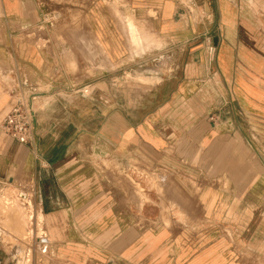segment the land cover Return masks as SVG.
<instances>
[{
    "label": "crops",
    "instance_id": "obj_1",
    "mask_svg": "<svg viewBox=\"0 0 264 264\" xmlns=\"http://www.w3.org/2000/svg\"><path fill=\"white\" fill-rule=\"evenodd\" d=\"M67 1L36 25L39 0H0V124L36 108L28 144L0 130V264L28 224L60 264H264V0ZM128 63L150 84L109 102Z\"/></svg>",
    "mask_w": 264,
    "mask_h": 264
},
{
    "label": "rangeland",
    "instance_id": "obj_2",
    "mask_svg": "<svg viewBox=\"0 0 264 264\" xmlns=\"http://www.w3.org/2000/svg\"><path fill=\"white\" fill-rule=\"evenodd\" d=\"M92 1V0H91ZM116 2L117 0H103L104 7L107 12V16L110 17L113 21V14L115 13V7H116ZM39 7V10L42 11V14H39L36 16L37 23L35 20L32 22L33 28L30 31L26 32V37L29 39H39L40 34L36 32L37 27L36 25H39V23H46L47 25H54L55 23L58 22H65V9L66 6H70L71 4L67 0H39L37 3ZM118 15V14H117ZM34 19V17H33ZM128 22V23H127ZM126 22V26L129 28V21ZM36 23V25L34 24ZM127 28V32H124L125 37L128 40L127 33L129 29ZM35 29V30H34ZM41 33H46L45 31H41ZM48 34V33H47ZM154 66H156V61L153 63ZM107 69L113 70V66L107 63ZM142 70L139 71L138 68L132 67L129 65H123L122 68V77L114 80L113 79V72H111L110 75H108L110 72H107V78L105 80L106 86L104 87V90L106 92V98L109 100V102H113L116 96V99L121 98L122 102H129L131 98H136V91L137 89H140L139 86L144 85V84H150V82L147 81H142L138 79V76H142L141 73ZM92 74V73H91ZM119 75V74H118ZM145 75V74H144ZM85 88V89H84ZM96 89L97 86L90 83L88 86H85L83 88H80L81 94H90L92 90ZM83 90V91H82ZM83 92V93H82ZM95 92V90H94ZM94 92L92 94H94ZM121 94V96H120ZM134 94V95H133ZM41 105V103H40ZM36 111V108H34ZM10 187L14 190L13 192L17 195L24 194L26 198H30L32 202L34 203V197H35V191H34V184L33 182L28 181V183H23V182H16L15 184H12ZM19 197V196H18ZM13 198V197H12ZM17 198V197H16ZM20 199H23L19 197ZM9 199V198H8ZM64 202V201H63ZM35 211H39L40 207H36L34 205ZM46 210H52L55 209L53 207H46ZM61 210H64L65 208H60ZM36 212V213H37ZM32 224H28L30 227L29 229V235L30 239L27 240V248H28V253L27 256H25V249L21 247V249L24 251V254L21 255L22 261L20 262L21 264H25V261L27 262L26 264H58L59 261L57 260V257L59 256L51 254L48 252L47 255L40 256V249L39 246L42 244L40 243V236L37 234L34 236L33 240L31 241L32 238V231L33 227L31 228ZM38 233L40 234L39 230ZM3 236V235H2ZM2 236H0V249L5 246L9 247L12 242H6L5 240L2 239ZM38 237V238H37ZM31 241V243H30ZM76 242L80 243L81 239L75 240ZM16 243V240H15ZM30 243V244H29ZM3 248V251L5 254H8L7 248ZM2 250V249H1ZM22 254V253H20ZM4 261L6 264H16L13 260L14 257L12 255H6L3 257ZM9 260V261H8ZM3 261V262H4ZM9 262V263H8ZM23 262V263H22ZM60 264V263H59Z\"/></svg>",
    "mask_w": 264,
    "mask_h": 264
},
{
    "label": "built area",
    "instance_id": "obj_3",
    "mask_svg": "<svg viewBox=\"0 0 264 264\" xmlns=\"http://www.w3.org/2000/svg\"><path fill=\"white\" fill-rule=\"evenodd\" d=\"M34 110L31 99H17L12 110L0 124V130L18 144H28L33 133ZM27 199L24 194L19 195ZM42 245L48 244V239L41 238Z\"/></svg>",
    "mask_w": 264,
    "mask_h": 264
},
{
    "label": "bare ground",
    "instance_id": "obj_4",
    "mask_svg": "<svg viewBox=\"0 0 264 264\" xmlns=\"http://www.w3.org/2000/svg\"><path fill=\"white\" fill-rule=\"evenodd\" d=\"M127 34H128V37H129L130 36V31H128ZM18 196H16V197L19 198L20 196L19 197ZM8 197H10V196H8ZM13 200H14L13 198H9V199H2V201H1V205H2L3 210H7L8 214H11L12 212H16L17 208L14 207V205H16V204L12 202ZM20 200L24 201L26 199H20Z\"/></svg>",
    "mask_w": 264,
    "mask_h": 264
}]
</instances>
